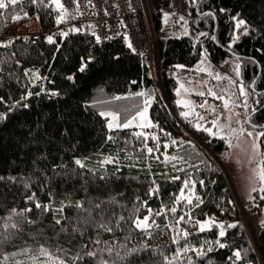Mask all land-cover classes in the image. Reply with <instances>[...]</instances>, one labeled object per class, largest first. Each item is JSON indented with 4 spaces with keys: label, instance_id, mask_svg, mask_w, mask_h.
Masks as SVG:
<instances>
[{
    "label": "trees",
    "instance_id": "trees-1",
    "mask_svg": "<svg viewBox=\"0 0 264 264\" xmlns=\"http://www.w3.org/2000/svg\"><path fill=\"white\" fill-rule=\"evenodd\" d=\"M6 4L0 7V33L29 16L43 33L34 42L22 34L0 39L9 41L0 43V112L6 113L0 119V264H34L33 256L39 264H59L57 257L68 264H188V256L193 264L264 262V223L254 226V247L226 177L207 153L220 151L224 139L192 126L196 142L170 110L177 107L175 71L189 70L203 48L214 63L234 55L242 59L243 82L263 96L252 117L264 132V0H197V11L189 5L192 15L202 11L191 23L194 34L157 41L167 104L152 101V123L141 129H110L101 113L118 110L123 118L143 107L155 86L148 52L129 47L121 31L97 41L91 22L69 25L76 16L65 11L66 19L57 23L63 10L52 0ZM233 16L247 21L248 33L235 28ZM160 21L158 12L155 28ZM88 56L94 59L81 72V58ZM259 141L264 151V136ZM145 215L148 226L138 228L133 221ZM201 220L210 226L201 228ZM39 245L51 255H41ZM185 245L187 251L172 259ZM200 245L203 254L196 256L193 246ZM128 248L137 251L117 256ZM234 249H240L239 259Z\"/></svg>",
    "mask_w": 264,
    "mask_h": 264
},
{
    "label": "rangeland",
    "instance_id": "rangeland-1",
    "mask_svg": "<svg viewBox=\"0 0 264 264\" xmlns=\"http://www.w3.org/2000/svg\"><path fill=\"white\" fill-rule=\"evenodd\" d=\"M181 2L180 8H173L167 5L162 6L159 29L155 28L154 24H150V39L146 42L145 51L149 54L150 74L155 82L154 92L145 95L147 100L149 95L152 96L151 101L147 105L146 119L141 120L140 117L136 116V113L144 108V103L143 107L129 116L134 120V123L127 124L126 128L137 127L141 129L151 124L148 123V120H151L148 106L152 101L157 100L159 104L163 102L167 104L164 91L159 84L157 41L162 36H178L183 33L194 34L191 23L194 21L197 23L202 12L199 11L196 15L190 14L189 5L191 8L195 7L196 11L199 10L197 8V0H181ZM71 17H69V25L74 21L73 16ZM27 25L28 23H23L22 19L10 22L0 33V39H7L8 37L21 34ZM200 35L197 32V36ZM237 65H239V74L237 73ZM177 66L183 67L182 65ZM189 68V70L179 69L174 72L176 79L175 103L177 107L175 109L171 107L170 110L174 114L175 119L184 126L187 133L191 134L193 140L198 142L192 134V126L195 127L196 122L203 124L205 128L212 127L213 130H216V126L212 124V121L217 117L220 123L228 124L231 128L243 126L249 128L254 134L255 132H260V129L257 127L252 128L253 125H258L253 120V114L249 116L251 125L245 120V116L247 113L252 112V109H259L261 103L259 101H261L263 96L257 95L252 90L251 83L247 85L243 82L241 74L242 59L240 57L232 55L222 62L214 63L203 48L199 61L195 65L189 66ZM242 84L244 87L243 94L240 91ZM210 93H215V95ZM245 95L247 96V100H245ZM226 99L229 101L227 107H225ZM177 100L188 103L178 104ZM245 104H247V108L244 106ZM122 108L124 106H119L118 109ZM115 111L118 113V116H121V111ZM115 111L109 110V112ZM182 111H189L190 115L188 117L182 116L180 114ZM118 116L114 123L124 124L129 119V117L118 118ZM110 119L112 118H107V124ZM221 130L227 131L228 129ZM221 138L225 142V137ZM230 139L232 141L231 146L225 142L226 146L220 151L213 152L208 150L207 153H209L212 160L226 177L228 187L240 212L241 220L252 239L254 247H256L254 226L264 223V194H262L258 186L259 180L255 176L253 169L257 163L261 162L260 154H264V151L261 149V146L259 153L253 151L251 147L253 137L248 136L246 132L243 134L235 133ZM258 143L260 144L259 138ZM202 146L206 148L205 145ZM225 153L227 154L224 155ZM249 196L252 199H249ZM260 264H264L261 259Z\"/></svg>",
    "mask_w": 264,
    "mask_h": 264
},
{
    "label": "snow or ice",
    "instance_id": "snow-or-ice-1",
    "mask_svg": "<svg viewBox=\"0 0 264 264\" xmlns=\"http://www.w3.org/2000/svg\"><path fill=\"white\" fill-rule=\"evenodd\" d=\"M8 2H10L11 4H16L17 3V0H8ZM32 2L35 3L36 0H32ZM52 2L55 3L56 7H58V8H60V9L63 10L61 12V14L56 17V21H57V23H59L60 20L66 19L65 15H64V11H67V10L64 8V5L61 3V0H52ZM0 7H7L6 0H0ZM209 14L211 15V13H209ZM25 15H27V13H25ZM12 18L13 19H17L18 17L14 15ZM232 20L235 21V28L239 29V28H241V26H244L243 27V32L244 33H248L249 32V26H246L247 25V21L245 19L238 18V16H233L232 17ZM73 30H78V29L73 28ZM63 34L66 35V33H63ZM94 35H95V33H94ZM204 35H208V33H204ZM233 37H234V39H239V35L237 33H235V31L233 33ZM107 38L108 37H105V39H107ZM212 38L215 39L214 36ZM46 39L49 40V41H51L53 39V37L51 35H49V36L46 37ZM96 39H97V41H99L101 39V37L96 36ZM125 40H128L127 34H125ZM8 42L9 41H0V43H8ZM129 47H131V43L130 42H129ZM133 51H135V49H133ZM93 59H94V57H92V56H88L87 58H83L82 57L81 58V63L79 64V70L81 72L87 71V69H88V61H92ZM237 73L239 74V65H237ZM74 78L75 77L72 74H69V76H68V79L69 80H73ZM36 82H37L36 79H33L32 80V83H36ZM41 91H45V89L42 87L41 88ZM47 91L50 92V93H52L53 95L58 94V90H56V89H48ZM240 91H241V94L244 93L243 84L241 85ZM210 94L215 95V93H210ZM25 95L26 96L27 95H32V93L29 92V93H26ZM37 95H39V93H37ZM0 99H3V97H0ZM21 99H24V96H22ZM151 99H152V96L149 95L148 96V100L145 101L144 108L141 111H139V112L136 113V116L137 117H140L141 120H144L147 117V105H148V102L151 101ZM245 100H247V96L246 95H245ZM16 103H17L16 101H12V104L14 106L16 105ZM177 103L178 104H181V103L187 104L188 102H185V101H182V100H177ZM228 103H229V101L226 99L225 100V107H227V104ZM22 106L24 108H27L28 107L27 104H24ZM244 106L247 108V104H245ZM8 111L10 112V111H12V109H8ZM252 111H255V109H252ZM180 114L182 116L188 117L190 115V112L189 111H182ZM101 115H103L105 117H111L112 118V119L108 120V124H107L108 128L125 127V126H127V124L134 123V120L131 117H129V119L124 124L114 123V121L116 120V118L118 116V113H116V112H108V111H105V112H102ZM250 115H251V112L247 113L246 116H245V120H247L248 123L251 125V120L249 119V116ZM5 118H6V113L5 112H0V119H5ZM148 123H152V121L151 120H148ZM212 124L216 126V130H213L212 127L205 128L204 125L201 124V123H199V122H196L195 127L197 129H203L204 131L210 133L211 136H213V137H216V136L225 137V142L228 143L230 146H231V143H232L230 137H232L233 134H235V133H241V134H243V133L246 132L248 134V136L253 137L252 144H251V147H252L253 151L255 153H259L260 144L258 143V138L264 136V132H255V134H254V132L251 131V130H249V128H245L243 126L238 127V128H231V126L228 125V124L220 123L218 117L212 121ZM255 127L256 126H254V125L252 126L253 129ZM225 128L228 129V130L227 131H222L221 130V129H225ZM109 138H111V137H109ZM153 138H155L154 134H153ZM187 143L190 146H192L193 147V150L195 151V146H194L193 142L192 141H187ZM148 151L151 152L152 151V148H148ZM226 154L227 153H225L224 155H226ZM250 159H251V157H250ZM260 161H261L260 163H257L255 165V167L253 169V172H254L255 176L258 178V180H259V185L258 186L261 189L262 194H264V154H260ZM199 162H201V161L198 160V163ZM76 163L77 164H81L82 161L79 158H77L76 159ZM53 167H55V165ZM12 179H16V178L13 177ZM250 179H251V177H250ZM185 183L187 184L188 181L186 180ZM201 183H203V181H201ZM25 184H26V181H25ZM153 187H157V186L155 184H153ZM183 197H184V192L182 190L181 193H180V195L177 197V199H181ZM248 198L249 199H252L251 196H249ZM26 199H30V198L26 197ZM187 199L188 200H191V196H188ZM37 207H40L39 202H37ZM45 207H47V206L45 205ZM161 207H163V206H161ZM175 210H176L175 208L172 209V211H175ZM16 211H17V209H15V208H13L11 210L12 213H15ZM24 211L25 210H23V209L20 210L21 213H23ZM149 211H151V209ZM156 214L159 215V213H156ZM10 215H11V213H10ZM181 219H183V217H181ZM147 221H148V216L145 215L142 218L141 217H136V220L133 221V223H135L138 228L143 229V228H145V227L148 226L147 223H146ZM220 223L222 224L223 222H220ZM199 224H200V227L201 228H206V227H209L210 226V223L207 220H201V221H199ZM8 226H9L8 224H5L4 225L5 228H7ZM16 226L17 225H15V224L12 225V227H16ZM229 227H231V225H229ZM109 231H111V229H109ZM183 233H184L185 236H188V234H189L186 229L183 230ZM149 235H151V233H149ZM224 235H225V231H224V228L222 227L220 229L219 236L223 237ZM173 239L175 240V237ZM217 243L220 244V241L217 240ZM220 246L223 247V244H220ZM193 247L194 248L195 247H198L199 248V250L195 252V255L196 256H200V255L203 254V246L202 245H200V246H193ZM187 249H188V245H185L183 248H178L176 250V253L173 255L172 259H176L179 253L186 252ZM38 251L43 256H50L51 255V253L48 252L44 248L43 245H39L38 246ZM107 251L111 252L112 249L109 248V249H107ZM135 251H137V249H135V248H128L123 253H119L118 252L117 253V256L120 257V258H123L124 256H127L128 253L135 252ZM234 252H235L236 258L239 259L240 258V254H241L240 249H234ZM87 254L88 255H95V253L94 252H91V251L88 252ZM163 258H164L165 261H168L169 260V257L166 256V255ZM31 259L33 260L34 264H39V262L36 261L35 256H33ZM56 259L59 260V264H68V262H66L63 259H60L59 257H57ZM187 259H188V264H193V258H192V256H188ZM17 264H19V262H17ZM100 264H111V262L108 261V260H102L100 262ZM169 264H170V262H169ZM233 264H235V261H233ZM247 264H253V262L251 260H248L247 261Z\"/></svg>",
    "mask_w": 264,
    "mask_h": 264
},
{
    "label": "built area",
    "instance_id": "built-area-1",
    "mask_svg": "<svg viewBox=\"0 0 264 264\" xmlns=\"http://www.w3.org/2000/svg\"><path fill=\"white\" fill-rule=\"evenodd\" d=\"M173 8H180L181 0H163ZM70 15L76 16L72 24L76 27L81 22H91L92 32L96 36L110 37L121 31L127 34L131 47L145 50L150 39V24H154L156 14L162 9L160 0H61ZM28 23L21 33L31 42L43 33L35 16L26 17Z\"/></svg>",
    "mask_w": 264,
    "mask_h": 264
},
{
    "label": "water",
    "instance_id": "water-1",
    "mask_svg": "<svg viewBox=\"0 0 264 264\" xmlns=\"http://www.w3.org/2000/svg\"><path fill=\"white\" fill-rule=\"evenodd\" d=\"M213 36L215 37V34H214V33H213ZM213 36H212V37H213ZM213 40H215V39H213ZM234 54H235V53H234ZM235 55H237V54H235ZM252 85H253V82H252ZM261 107H262V106H261ZM255 111H256V110H255ZM255 111H252V113L255 112ZM254 126H256L257 128H262L263 125H261V126L254 125Z\"/></svg>",
    "mask_w": 264,
    "mask_h": 264
},
{
    "label": "crops",
    "instance_id": "crops-1",
    "mask_svg": "<svg viewBox=\"0 0 264 264\" xmlns=\"http://www.w3.org/2000/svg\"><path fill=\"white\" fill-rule=\"evenodd\" d=\"M164 5H166L165 2L163 3V0H160V7H161V6L164 7ZM163 7H162V8H163ZM159 12H160V11H159Z\"/></svg>",
    "mask_w": 264,
    "mask_h": 264
},
{
    "label": "flooded vegetation",
    "instance_id": "flooded-vegetation-1",
    "mask_svg": "<svg viewBox=\"0 0 264 264\" xmlns=\"http://www.w3.org/2000/svg\"><path fill=\"white\" fill-rule=\"evenodd\" d=\"M260 108V107H259ZM258 110V108H256V111Z\"/></svg>",
    "mask_w": 264,
    "mask_h": 264
}]
</instances>
